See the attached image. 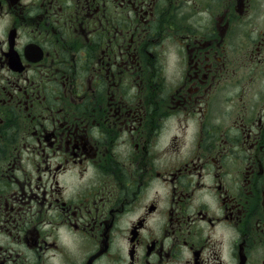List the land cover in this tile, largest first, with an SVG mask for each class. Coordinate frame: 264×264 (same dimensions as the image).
<instances>
[{"label":"flooded vegetation","instance_id":"af4514ba","mask_svg":"<svg viewBox=\"0 0 264 264\" xmlns=\"http://www.w3.org/2000/svg\"><path fill=\"white\" fill-rule=\"evenodd\" d=\"M0 264H264V0H0Z\"/></svg>","mask_w":264,"mask_h":264}]
</instances>
